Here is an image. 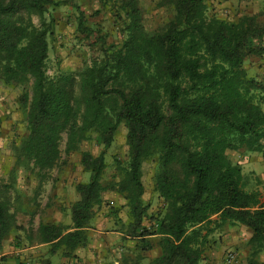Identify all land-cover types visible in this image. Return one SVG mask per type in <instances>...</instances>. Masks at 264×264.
<instances>
[{
  "label": "trees",
  "instance_id": "16d2710c",
  "mask_svg": "<svg viewBox=\"0 0 264 264\" xmlns=\"http://www.w3.org/2000/svg\"><path fill=\"white\" fill-rule=\"evenodd\" d=\"M65 3L72 0H0V82L22 87L26 127L13 146L15 168L25 164L38 175L54 169L65 134L64 155L79 152L89 174L75 185L70 225L41 222L36 242L50 256L75 258L88 242L102 194L116 191L127 209L126 234L139 250L118 264H140L154 248L159 254L147 264H200L209 235L226 224L251 232L249 262L258 264L264 204L258 192L244 190L241 167L228 152L264 150V78L244 67L249 57H264V0L258 15L234 21L209 15L206 0H160L173 14L152 32L137 0H125L119 45L106 43L79 11L77 30L89 40L95 35L98 54L77 72L50 76L54 24L46 14ZM121 124L127 160L114 161L116 180L105 183V154ZM85 141L102 147L97 156L80 149ZM148 160L155 162L153 190L164 206L155 217L142 198ZM8 188L0 187V249L20 228Z\"/></svg>",
  "mask_w": 264,
  "mask_h": 264
},
{
  "label": "rangeland",
  "instance_id": "374dc122",
  "mask_svg": "<svg viewBox=\"0 0 264 264\" xmlns=\"http://www.w3.org/2000/svg\"><path fill=\"white\" fill-rule=\"evenodd\" d=\"M125 0H72L49 8L47 19L54 24L53 36L48 39L49 54L47 73L50 76L63 72H77L89 65L98 54L95 35L90 40L77 30V17L81 11L96 33L106 39V43L119 45L123 39L120 6ZM160 0H137L142 11L144 28L152 32L165 25L172 17V10L159 7ZM209 15L234 21L242 15H258L261 0H206ZM261 20V18H259ZM245 69L250 76L264 78V57H249ZM22 87L4 85L0 82V187L7 186L12 202V210L20 227L7 237L0 249V264H118L123 255L134 257L139 250L136 241L125 231L128 222L124 201L116 191L102 194V205L96 209L95 217L87 229V244L75 251V258L48 255V247L38 244L34 233L39 223L70 225V207L78 199L75 185L88 181L89 174L80 164V153L68 157L64 155L66 135H62L61 159L57 166L41 175L32 172L25 164L15 168L13 146L26 134L25 117L19 106ZM127 129L118 127L111 147L106 151L103 181L115 177L114 161L125 164L128 156L126 144ZM82 151L97 156L102 147L95 141L82 143ZM236 152H228V157H236ZM155 162L148 160L142 166L143 201L149 205L148 216H158L163 211V202L153 190L152 177ZM114 180H116L114 178ZM149 227L148 220L143 222ZM249 230L240 225H224L208 237L200 264H227L228 252L234 253L230 264H250L248 246ZM156 242L155 237H148ZM158 248L145 252L140 264H147L158 256ZM264 263V252L256 258Z\"/></svg>",
  "mask_w": 264,
  "mask_h": 264
},
{
  "label": "crops",
  "instance_id": "0c3cea01",
  "mask_svg": "<svg viewBox=\"0 0 264 264\" xmlns=\"http://www.w3.org/2000/svg\"><path fill=\"white\" fill-rule=\"evenodd\" d=\"M229 159L232 163L241 167L244 190L247 192H258L260 201L264 204V150L261 153H238L236 157H229ZM248 233L250 236L251 232L249 231Z\"/></svg>",
  "mask_w": 264,
  "mask_h": 264
},
{
  "label": "built area",
  "instance_id": "2783aa9c",
  "mask_svg": "<svg viewBox=\"0 0 264 264\" xmlns=\"http://www.w3.org/2000/svg\"><path fill=\"white\" fill-rule=\"evenodd\" d=\"M234 258H235L234 253L228 252L226 255L225 261L227 264H230L234 261Z\"/></svg>",
  "mask_w": 264,
  "mask_h": 264
}]
</instances>
